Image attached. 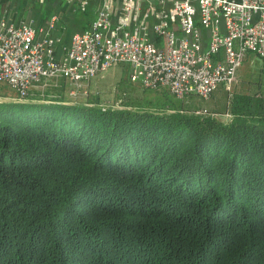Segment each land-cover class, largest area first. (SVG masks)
Masks as SVG:
<instances>
[{
  "label": "trees",
  "instance_id": "16d2710c",
  "mask_svg": "<svg viewBox=\"0 0 264 264\" xmlns=\"http://www.w3.org/2000/svg\"><path fill=\"white\" fill-rule=\"evenodd\" d=\"M6 87L0 264H264L263 96L103 109Z\"/></svg>",
  "mask_w": 264,
  "mask_h": 264
},
{
  "label": "built area",
  "instance_id": "2783aa9c",
  "mask_svg": "<svg viewBox=\"0 0 264 264\" xmlns=\"http://www.w3.org/2000/svg\"><path fill=\"white\" fill-rule=\"evenodd\" d=\"M54 22L44 31L0 18V83L20 98L59 77L84 88L120 64L143 88L208 98L230 88L248 54L264 58V0H104L60 56Z\"/></svg>",
  "mask_w": 264,
  "mask_h": 264
},
{
  "label": "rangeland",
  "instance_id": "374dc122",
  "mask_svg": "<svg viewBox=\"0 0 264 264\" xmlns=\"http://www.w3.org/2000/svg\"><path fill=\"white\" fill-rule=\"evenodd\" d=\"M72 4L79 5L80 11L88 13L87 10L88 0L81 4L83 0H64ZM104 0H94L92 5L93 11L102 5ZM115 3H118L116 1ZM147 4L143 2L141 7ZM118 6V5H117ZM91 12V11H89ZM263 61L264 59L255 57L253 54H248L242 62L241 66L235 76V80L230 85V88H224L220 84L215 93H223L225 90L228 91L227 96L230 99L232 94H258L264 97V72H263ZM130 69L127 65H115L110 67L103 73L98 74L94 77L84 88L75 87L71 85L69 81L64 78H53L45 80L38 85H35L29 90L27 97H45V98H64L69 100H83L85 98L90 99L96 97L100 102L103 109L108 107L121 108L125 101H132L133 103L145 102L146 100L157 97L161 93L160 88L157 90H149L141 87L138 83L132 82L129 78ZM5 85V84H0ZM7 86V85H5ZM8 93L14 95V91L8 86L6 87ZM85 90V91H84ZM8 94V95H10ZM1 97V96H0ZM12 96H6L4 99L10 100ZM208 99V98H207ZM214 99V98H213ZM210 98L208 99V101ZM228 113L224 115H218V118L228 120L230 117Z\"/></svg>",
  "mask_w": 264,
  "mask_h": 264
},
{
  "label": "crops",
  "instance_id": "0c3cea01",
  "mask_svg": "<svg viewBox=\"0 0 264 264\" xmlns=\"http://www.w3.org/2000/svg\"><path fill=\"white\" fill-rule=\"evenodd\" d=\"M92 5L94 0H88L87 10L91 12L85 13L80 11L78 4L70 6L64 0H0V18L15 24L27 22L45 31L50 20L55 17L54 26L49 31L59 39L55 54L60 56L68 46L71 35L90 26L96 13ZM43 35L44 32L39 33L38 37Z\"/></svg>",
  "mask_w": 264,
  "mask_h": 264
},
{
  "label": "water",
  "instance_id": "95a60500",
  "mask_svg": "<svg viewBox=\"0 0 264 264\" xmlns=\"http://www.w3.org/2000/svg\"><path fill=\"white\" fill-rule=\"evenodd\" d=\"M12 90V89H11ZM14 94L17 96L16 97V99L18 98V99H23V98H20V97H18V95L15 93V91H14ZM5 97H0V99H4ZM25 98V97H24ZM12 99H15V97H13Z\"/></svg>",
  "mask_w": 264,
  "mask_h": 264
}]
</instances>
